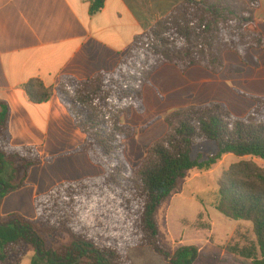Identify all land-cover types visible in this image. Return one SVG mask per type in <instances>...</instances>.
I'll return each mask as SVG.
<instances>
[{"label":"trees","instance_id":"obj_1","mask_svg":"<svg viewBox=\"0 0 264 264\" xmlns=\"http://www.w3.org/2000/svg\"><path fill=\"white\" fill-rule=\"evenodd\" d=\"M259 1L184 0L135 36L112 72L87 80L64 76L55 89L37 79L23 86L34 104L59 100L85 136L79 150L103 174L61 183L37 196L34 220L0 215V264H18L27 247L35 250L31 264H193L199 257H215L218 264H264V169L253 162H264V97H248L255 106L242 118L220 102L169 114L166 134L135 168L123 159V142L135 130L122 123L132 111H144L143 88L162 66L201 67L217 75L225 53L244 59L250 50L264 48L255 18ZM104 2L93 0L89 14L98 13ZM8 123L9 109L0 101V206L41 162L35 147L11 144ZM208 141L216 153L206 162L191 160L192 148ZM228 154L251 159L222 174L215 209L230 221L250 223L255 244L244 251L181 246L170 253L159 241V209L187 171H208ZM12 160L22 166L16 184L4 175ZM54 235L66 242L48 247Z\"/></svg>","mask_w":264,"mask_h":264},{"label":"crops","instance_id":"obj_2","mask_svg":"<svg viewBox=\"0 0 264 264\" xmlns=\"http://www.w3.org/2000/svg\"><path fill=\"white\" fill-rule=\"evenodd\" d=\"M183 1L105 0L103 8L90 15L93 0H0V101L9 109L10 142L13 146L35 147L41 159L39 165L29 169L23 185L2 199L1 216L19 214L34 220L37 196L61 183L103 174V168L79 150L85 136L59 100L52 97L34 104L23 86L37 79L45 87L55 89L64 76L87 80L101 72H112L134 37L148 31ZM255 18L264 40V0L259 1ZM224 59V68L218 75L201 67L181 71L171 65L152 75L143 89L144 111H132L122 118L124 125L135 130L123 142V159L129 166H137L148 147L166 134L165 118L169 114L220 102L244 117L255 105L248 97H264V48L250 50L244 59L228 52ZM4 175L16 184L22 175L20 162L12 160ZM218 215L224 217L219 212ZM236 234L244 242V235ZM201 238L203 244L182 246L212 245L225 251L230 247L244 251L255 244L254 236L247 243L231 244L234 231L229 234L220 227H212ZM30 249L29 264L35 256V250ZM233 255L245 260L237 253ZM199 258L215 259L218 264L215 257Z\"/></svg>","mask_w":264,"mask_h":264},{"label":"rangeland","instance_id":"obj_3","mask_svg":"<svg viewBox=\"0 0 264 264\" xmlns=\"http://www.w3.org/2000/svg\"><path fill=\"white\" fill-rule=\"evenodd\" d=\"M234 69L235 67H233L231 71H234ZM229 111L234 116L242 118V114L232 112L230 109ZM216 151L217 148L213 142H203L192 148L190 158L193 161L206 162L209 156L215 154ZM250 159L251 158L248 157L240 158L233 154H228L223 156L221 161L212 165L208 171L199 169L187 171L185 178L179 181L177 188L172 192L157 213L158 222L160 224V243L171 252L183 244H203L204 238H201V235L207 236L208 231H210L212 227L223 228L227 230L229 234L234 231V239L231 244L235 242L242 244L251 240L253 236L250 223L243 221H233V223H231L224 217H219L220 215H218V211L215 209L219 200L218 183L222 178V174L228 171L231 165ZM253 162L264 169V162L259 160H253ZM140 163L138 165H140ZM137 166L129 167L135 168ZM236 223L243 225H236ZM217 232L218 229L216 228V234ZM236 232L244 235V242L237 236ZM65 242L66 239L63 235H54L47 242V246H57ZM217 243L224 244L220 242ZM30 250L29 247L28 252L22 257L19 264H29L30 259L28 256ZM197 264H216V260L199 258Z\"/></svg>","mask_w":264,"mask_h":264}]
</instances>
